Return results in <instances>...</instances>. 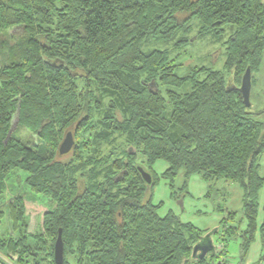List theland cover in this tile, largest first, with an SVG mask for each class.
Segmentation results:
<instances>
[{
  "label": "trees",
  "instance_id": "16d2710c",
  "mask_svg": "<svg viewBox=\"0 0 264 264\" xmlns=\"http://www.w3.org/2000/svg\"><path fill=\"white\" fill-rule=\"evenodd\" d=\"M192 21L193 41L210 35L223 45L222 70L193 66L179 76L175 56L149 48L180 50ZM263 57L264 0H0V225L5 216L10 225L0 264H55L59 229L62 264H226L238 234L242 259L257 233L264 246V123L238 90L247 68L253 87ZM67 132L73 158L61 163ZM113 135L124 137L122 157H100ZM157 161L170 188L183 173L243 193L242 218L225 211L202 260L192 248L206 232L143 201L158 183ZM20 175L40 202L5 199L6 180Z\"/></svg>",
  "mask_w": 264,
  "mask_h": 264
},
{
  "label": "rangeland",
  "instance_id": "374dc122",
  "mask_svg": "<svg viewBox=\"0 0 264 264\" xmlns=\"http://www.w3.org/2000/svg\"><path fill=\"white\" fill-rule=\"evenodd\" d=\"M192 23L195 24H193L189 33L185 35L186 37L189 36V40L196 35V27L198 26V24H196L197 22H190V24ZM9 33L11 34V31ZM228 35L229 33L227 34V36ZM172 47V44L166 43H156L149 46V48H155L159 50L166 49L171 53V56H175V58L178 59L176 63L181 64V67H179L177 70V74L179 76L186 75L189 71V67L193 66H205L207 68H213L215 70H222L224 63V47L223 45L216 44L215 39H213L210 35L197 38L194 41L192 39L191 42L187 43L184 47L180 48V50H176L177 52L174 51ZM261 73H264V61L258 75H260ZM224 74L227 82L231 84L233 81L232 74L226 72H224ZM249 102V111L254 114H257V120L264 123V94L257 95V93L255 92V88L252 87L250 90ZM15 136L18 139L26 141V139H24V137H26V134L21 130L16 132ZM125 149L126 146L124 142V137L113 135L109 143H101L98 146L97 154L103 158L109 153L113 152L114 155L112 156H116L119 158L122 157V151ZM72 158L73 157L71 151L69 154L59 158L58 160L61 163H67ZM142 161V157L138 155L136 157V162L141 163ZM259 165V174L260 176H264V154L259 159ZM166 168L167 164L163 161H157L154 164L152 170L158 178V183L152 191L148 190L146 192L145 198L143 200L144 202L146 200H150L153 205L158 206V216L163 217L167 213L172 212V214L180 222L191 223L196 228L201 230L208 229L206 233H204L203 237H205L207 233L209 234L213 231H216V229L218 228V215L213 211V208L215 207H219L221 208V210H223L222 212H220L222 216H225V211H237L236 220L238 221L240 218H242L243 212L241 208V200L243 193L236 184L233 185L230 182L223 181L219 182L226 183L229 187H224L223 191H220V193H214V196L217 194L218 195L216 197V200L211 203L209 200H205L204 198L199 196L200 192L203 191L205 193L206 188L203 183H198V186L193 184V182L199 180L197 175L191 176V179L189 178L190 181L188 183L186 191L182 192L181 190H179L180 184L182 182V174H179L178 177L175 179L173 185V189L175 190V196L171 198L170 194L172 190L168 185L169 181L162 177V174ZM20 177L16 178L15 180L11 179L12 177L6 180L7 191L5 193V199L8 200L16 195H21L33 203L40 202V200H42L43 198L32 194L29 189L22 183L21 179H23V177L21 175ZM232 188H235L236 191H234L235 189ZM263 192L264 188L259 193L258 202L262 199ZM189 196H192V198ZM198 212L200 214H198ZM245 224V220H242L240 229H242ZM7 232H10V225L7 216H5L0 225V236L7 235ZM213 237H211L213 245H216L215 239ZM237 241H239V239H237ZM239 244L236 250H239ZM228 248L229 252L233 254V251L235 249V243H232V245H230V247ZM225 255L226 257L227 255L229 256V254ZM236 259L238 260V262H240V251L238 252V256L236 257Z\"/></svg>",
  "mask_w": 264,
  "mask_h": 264
},
{
  "label": "crops",
  "instance_id": "0c3cea01",
  "mask_svg": "<svg viewBox=\"0 0 264 264\" xmlns=\"http://www.w3.org/2000/svg\"><path fill=\"white\" fill-rule=\"evenodd\" d=\"M253 87L255 88V92L257 93V95L258 94H260V95L264 94V73H261L260 75L257 74L255 76ZM165 170H164V172H165ZM152 172L154 174L153 170H152ZM180 174H182L181 175L182 182L180 184L179 190L184 192V191H186L188 183H189L191 178L189 177L190 179L188 178V179L185 180L184 177H183V173H180ZM262 177H264V176H262ZM198 179L199 180H196L195 182H193V184L198 186V183H203L205 185V188H206L205 193L202 191V192L199 193V196L204 198L205 200H209L211 203L214 200H216V197L218 195L217 194V195L214 196V193H220V191H223L224 187H226V188L229 187L226 183H219V182L216 183V184L209 185V184L205 183L199 176H198ZM184 183H185V186H184ZM232 184L234 185V183H232ZM168 185H170V184L168 183ZM172 185H174V183ZM232 189H235V188H232ZM171 190H170L171 191L170 197L172 198V197L175 196V190L173 188H171ZM234 191H236V189ZM189 197L192 198V196H189ZM241 202H242V200H241ZM154 206H156V205H154ZM213 211L218 215L217 216V220H218L217 224L219 226V222L223 218V216L220 213L221 208H219V207L216 208L215 207V208H213ZM231 212H235L236 213L237 211H231ZM198 214H200V213L198 212ZM182 223H185V222H182ZM263 223H264V192H263V195H262V199L258 202L257 227L261 226ZM189 224H191V223H189ZM192 226H194V225H192ZM244 229H245V226L241 230L243 231ZM199 230H201V229H199ZM207 230L208 229H204V230H201V231L206 232ZM237 239H239V241H237ZM232 243H235V249L233 251V254L229 252V248H228V247H230V245H232ZM238 244H239V250H236L237 247H238ZM240 245H241V237H240L239 234H238L237 237L233 238L232 240H230L227 243L226 248H228V249H225V253L229 254V256L228 255H227V257H226V255L224 256V259L226 260V264H264V246L262 245V243L260 241V237H259L258 233L256 234L255 241L251 244V246H250V248H249V250L247 252V255L245 256L244 259H242ZM239 251H240V259H241L240 262H238V260L236 259V257L238 256V252ZM2 259L3 258L0 255V261H2Z\"/></svg>",
  "mask_w": 264,
  "mask_h": 264
},
{
  "label": "water",
  "instance_id": "95a60500",
  "mask_svg": "<svg viewBox=\"0 0 264 264\" xmlns=\"http://www.w3.org/2000/svg\"><path fill=\"white\" fill-rule=\"evenodd\" d=\"M243 105L246 108L250 107L249 97H250V90H251V74L250 70L247 68L241 78L240 87L238 88ZM16 124L11 128L8 133V137L11 135L13 129L15 128ZM74 145L73 137L71 132H67L63 141L61 142L58 154L60 156L67 155ZM137 171L141 176L142 181L146 185L151 184V176L149 173L144 171L141 167H137ZM212 233H215L213 231ZM212 233L207 234L205 237L200 239V242L194 245L192 248V258L196 257L199 260H202L208 253L214 252V245L210 238ZM53 261L55 264H62L63 263V242L61 238V230H58L56 240L53 246Z\"/></svg>",
  "mask_w": 264,
  "mask_h": 264
}]
</instances>
